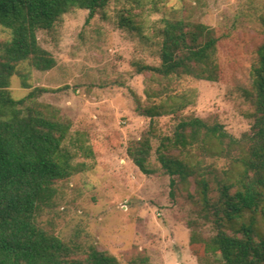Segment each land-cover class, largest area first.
Listing matches in <instances>:
<instances>
[{
  "label": "rangeland",
  "instance_id": "1",
  "mask_svg": "<svg viewBox=\"0 0 264 264\" xmlns=\"http://www.w3.org/2000/svg\"><path fill=\"white\" fill-rule=\"evenodd\" d=\"M88 13L73 9L52 29L39 32L42 46L56 57L53 68L40 71L22 63L11 77L16 99L35 87L45 88L26 104L40 103L70 120L71 137L93 149L86 156L67 140L79 169L59 182L53 206L39 220L82 251L96 245L124 264L137 255L148 256L151 264H206L203 258L212 261L217 255L210 252L201 259L190 247V220L197 219L205 240L216 232L201 217L196 177L179 182L172 193L156 148L181 119L193 116L220 123L237 138L251 130L254 106L248 96L254 91L256 47L264 38V0H110L89 21ZM165 18L214 30L219 37L217 80L137 70L136 62L160 65ZM10 38V30L0 25V40ZM24 80L30 87H23ZM138 105H160L162 114L150 117ZM149 131L153 174L143 173L128 154ZM220 150L212 139L207 153L197 146L173 151L191 164L202 162L219 177L237 179L240 150L233 156ZM210 186L216 200L215 179ZM256 227L264 234V208L257 213Z\"/></svg>",
  "mask_w": 264,
  "mask_h": 264
},
{
  "label": "trees",
  "instance_id": "2",
  "mask_svg": "<svg viewBox=\"0 0 264 264\" xmlns=\"http://www.w3.org/2000/svg\"><path fill=\"white\" fill-rule=\"evenodd\" d=\"M109 1L0 0V25L11 32L10 39L0 40V264H124L96 245L82 251L77 243L63 240L41 224L39 217L53 206L59 182L79 169L67 140L86 156H92L93 149L71 137L70 120L40 103L26 104L45 88L35 87L21 99L14 98L10 89L11 77L19 73L20 64L40 71L56 65V57L40 43L41 30L52 29L76 8L88 10L89 21ZM218 42L214 30L204 23L165 18L160 65L136 62L137 70L217 80ZM252 71L254 91L248 97L254 106V123L249 132L237 138L222 124L193 116L181 119L173 135L162 137L156 148L157 161L170 176L172 193L179 182L196 177L201 217L211 222L216 232L205 240L197 219L190 220V247L199 258L210 252L217 255L212 261L201 258L206 264H264V234L256 227L257 213L264 208V38L256 47ZM23 87H30L26 80ZM137 109L150 117L162 114L160 105H138ZM151 137L149 131L128 148L129 156L145 174L155 172L150 165ZM212 139L220 143L225 156L240 150L237 159L242 171L237 179L219 177L200 160V164H191L173 151L197 146L207 153ZM211 178L218 184L216 200L210 197ZM127 264L151 263L148 256L137 255Z\"/></svg>",
  "mask_w": 264,
  "mask_h": 264
}]
</instances>
